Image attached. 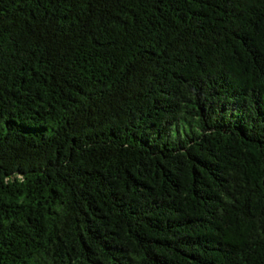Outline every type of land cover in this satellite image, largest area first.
I'll list each match as a JSON object with an SVG mask.
<instances>
[{
	"label": "trees",
	"instance_id": "1",
	"mask_svg": "<svg viewBox=\"0 0 264 264\" xmlns=\"http://www.w3.org/2000/svg\"><path fill=\"white\" fill-rule=\"evenodd\" d=\"M0 264H264V0H0Z\"/></svg>",
	"mask_w": 264,
	"mask_h": 264
}]
</instances>
